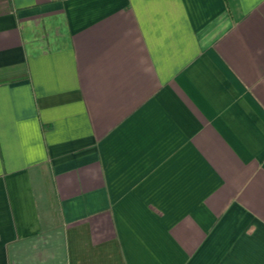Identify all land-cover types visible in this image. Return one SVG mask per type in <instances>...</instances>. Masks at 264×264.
Wrapping results in <instances>:
<instances>
[{"label":"crops","instance_id":"crops-1","mask_svg":"<svg viewBox=\"0 0 264 264\" xmlns=\"http://www.w3.org/2000/svg\"><path fill=\"white\" fill-rule=\"evenodd\" d=\"M0 264H264V0H0Z\"/></svg>","mask_w":264,"mask_h":264}]
</instances>
